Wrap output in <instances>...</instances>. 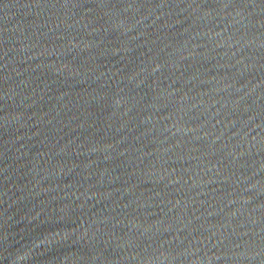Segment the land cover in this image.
Returning a JSON list of instances; mask_svg holds the SVG:
<instances>
[{
    "label": "water",
    "instance_id": "water-1",
    "mask_svg": "<svg viewBox=\"0 0 264 264\" xmlns=\"http://www.w3.org/2000/svg\"><path fill=\"white\" fill-rule=\"evenodd\" d=\"M0 264H264V0H0Z\"/></svg>",
    "mask_w": 264,
    "mask_h": 264
}]
</instances>
